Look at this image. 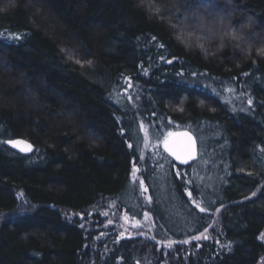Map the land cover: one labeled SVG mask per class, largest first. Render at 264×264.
<instances>
[{"label": "trees", "instance_id": "1", "mask_svg": "<svg viewBox=\"0 0 264 264\" xmlns=\"http://www.w3.org/2000/svg\"><path fill=\"white\" fill-rule=\"evenodd\" d=\"M150 1L0 0V264L263 256L264 0ZM193 13L228 30L204 39ZM140 119L190 135L196 158ZM108 204L147 235L104 227Z\"/></svg>", "mask_w": 264, "mask_h": 264}, {"label": "rangeland", "instance_id": "2", "mask_svg": "<svg viewBox=\"0 0 264 264\" xmlns=\"http://www.w3.org/2000/svg\"><path fill=\"white\" fill-rule=\"evenodd\" d=\"M144 1L145 2H148V1L151 2L150 0H144ZM176 1L177 0H169V2L171 3L170 5H173ZM187 1H190V0H187ZM189 19L191 21L193 20V22L195 24H199V27L195 26L196 29H198V28L201 29V32L204 33V39H209V37H211V39H210L211 41H213L215 39V38H213L215 36V34H216V37L222 36V35H225L226 30H228L227 27H225V25H222L224 23H221V24H219V25H221V27L218 24H216L215 26L210 25V28H207L206 32H204V30L206 29V26H204L205 23L203 22L204 19L201 21L196 13L191 14L189 16ZM200 21H201V24H200ZM184 30H186V29H184ZM239 32L241 34L242 30L240 29ZM254 37H255V35H254ZM189 39L192 43L198 42L195 39V37L189 36ZM233 40H235V39L233 38ZM138 127L144 133V136H147L150 141H154V139H155L154 143L156 145H159V146H164V140L166 138L170 139L171 137H169V134L170 133L173 134V132H174V129L172 127L161 126V129L158 130L159 131L158 136H155L152 132L151 126L144 123L142 121V119L139 120ZM145 142H146V140H145ZM147 147H149V145L145 146V148H147ZM105 207L100 211V214H101L100 216H101V220H102L104 227L114 228L116 231L120 232L122 235H133V234H140V233L143 234L144 236L147 235V233H144L146 230H149L148 229L149 226L147 224L148 223L147 218H145L143 221L132 220L129 217H127L125 214H123L122 212L116 211V209H114L112 207V205L108 204ZM94 211H97V209H95ZM92 213H93L92 211H89V214L87 216L88 219L91 217ZM80 217L82 218V217H84V215H80ZM262 233H264V230ZM209 235H210L209 232L205 231L203 234L198 236V237H200L199 239H193L192 242L198 243L201 240H204L205 237H208ZM261 240L264 243V239H261ZM258 264H264V254L261 257Z\"/></svg>", "mask_w": 264, "mask_h": 264}, {"label": "snow or ice", "instance_id": "3", "mask_svg": "<svg viewBox=\"0 0 264 264\" xmlns=\"http://www.w3.org/2000/svg\"><path fill=\"white\" fill-rule=\"evenodd\" d=\"M3 10L5 9H0V11H3ZM12 38L19 39L20 37L18 35H15ZM153 39H155V37H153ZM160 46L163 47V45H160ZM62 51H66V50L62 49ZM67 55L69 56V58H72V53L70 51L67 52ZM170 62L171 61H169V63ZM76 63H80V61L76 60ZM169 137H172L171 133L169 134ZM8 143L12 147L18 148L20 151H30L31 150V145L28 144L27 141L10 140L8 141ZM164 147H165V150L170 155L175 157V159L180 160L182 163H187V161L193 158L194 156V142L192 141V138L190 136L185 137V138H178V137H173L171 139L166 138L164 140ZM189 195L191 194L189 193ZM253 195H255V193H253ZM196 207H198L201 212L206 211V209L204 207H201L199 204H196ZM199 238L200 237H194V239H199ZM260 238L264 239V233L261 234ZM184 242L187 243V241H184Z\"/></svg>", "mask_w": 264, "mask_h": 264}, {"label": "water", "instance_id": "4", "mask_svg": "<svg viewBox=\"0 0 264 264\" xmlns=\"http://www.w3.org/2000/svg\"><path fill=\"white\" fill-rule=\"evenodd\" d=\"M188 136H190V135H188V134H181V135L176 134V135L172 136L171 138H173V137L185 138V137H188ZM190 137H191V136H190ZM171 138H170V139H171ZM191 138H192V137H191ZM15 140L26 141V140H24V139H15ZM192 141L194 142V139H193V138H192ZM27 143L30 144L28 141H27ZM7 145H8L9 147H11L13 150L19 152L20 154L28 155V154L31 152V150H30V151H20L18 148H16V147H12L8 142H7ZM30 145H31V144H30ZM31 149H32V145H31ZM196 156H197V150H196V145H195V142H194V156H193V158L189 159L187 162H189L190 160L195 159ZM174 158H175V157H174ZM176 160H177V159H176ZM177 161L181 162L180 160H177Z\"/></svg>", "mask_w": 264, "mask_h": 264}]
</instances>
